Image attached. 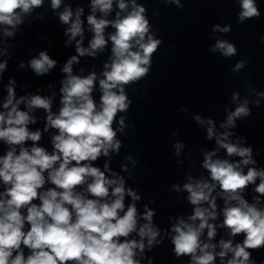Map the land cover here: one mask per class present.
<instances>
[{
	"label": "clouds",
	"instance_id": "clouds-1",
	"mask_svg": "<svg viewBox=\"0 0 264 264\" xmlns=\"http://www.w3.org/2000/svg\"><path fill=\"white\" fill-rule=\"evenodd\" d=\"M86 2L87 12L84 0H50V10L63 27L64 47L72 46L75 53L60 69L57 112L56 92L43 95L39 86L28 91L14 76L5 83L10 49L15 47L8 38L15 40L22 32L18 25L45 0H0V264H154L155 257L148 253L165 241L174 259L187 257L186 264H257L253 253L264 250V166L236 129L238 121L252 115L253 106H261L264 91L253 87L248 76V95L232 91L223 119H216L220 110L215 106L207 117L192 114L212 144L197 150L202 157L199 176L184 169L193 150L179 139V130H172L168 143L176 175L185 171L186 182H173L165 191L186 193L191 211L169 213L167 227H161L155 219L156 200L144 202L140 188L133 186L140 184L134 175L140 161L131 152H121L132 147L124 140L135 128L128 116L133 104L128 89L143 98V91L133 86L151 75L163 39L144 0ZM236 2L238 24L260 19V0ZM159 3L184 8V0ZM152 15L158 16L159 10ZM45 18L38 14L35 19ZM32 24L29 20L27 27ZM231 31V23L213 24L209 52L225 60L239 55L236 44L224 38ZM86 34L91 37L87 46ZM260 41L264 43V36ZM106 50L99 73H73L82 59H98ZM58 63L43 49L38 56L20 60L16 71L46 77ZM249 64L241 58L230 71L240 73ZM38 110L44 113L42 127H35ZM179 111L188 108L182 105ZM45 134H51L50 148L41 143ZM117 156L119 170L112 167ZM101 158L102 167L96 163Z\"/></svg>",
	"mask_w": 264,
	"mask_h": 264
}]
</instances>
